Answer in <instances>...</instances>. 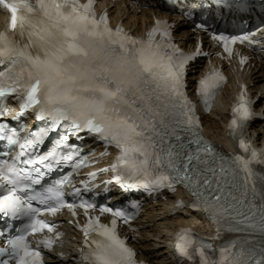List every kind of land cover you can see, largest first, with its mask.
<instances>
[{
    "label": "snow or ice",
    "instance_id": "obj_1",
    "mask_svg": "<svg viewBox=\"0 0 264 264\" xmlns=\"http://www.w3.org/2000/svg\"><path fill=\"white\" fill-rule=\"evenodd\" d=\"M264 7V0H260ZM173 0L172 7H176ZM10 19L0 31V264H45L41 246L51 250L62 233L56 216L67 209L73 217L82 209L83 246L74 264H137V253L119 235V224L129 225L134 215L105 200H89L93 183L102 173L107 194L183 188L190 196L176 207L202 214L222 231L249 232L264 239V148L244 138L246 123L254 117L245 93L232 107L229 135L238 152L225 153L205 137L196 104L188 95V68L206 56L203 42L185 52L173 40L172 25L157 19L142 37L109 22L105 11L97 14L94 0H0ZM253 0H198L194 8H181L195 29L222 46L229 57L237 43L255 45L252 30L229 32L213 20L227 10L243 25ZM264 24V19L261 20ZM264 30L260 25L256 31ZM242 56L240 63L247 62ZM226 77L215 68L198 81L197 93L206 111ZM20 102L12 121L7 100ZM31 111L42 126L21 135V118ZM100 142L112 162L87 179L76 178L90 164L96 150L84 151L88 140ZM16 150L13 154V150ZM69 197L71 199H69ZM131 207L139 205L133 201ZM98 211L100 215L91 213ZM110 215L108 223L102 222ZM19 221L16 227L12 222ZM40 236L39 239L29 237ZM35 245V246H33ZM235 241L217 249L188 228L175 234L174 251L197 264H264V247L255 259ZM61 260L68 264L62 253ZM247 256L248 259H243Z\"/></svg>",
    "mask_w": 264,
    "mask_h": 264
},
{
    "label": "bare ground",
    "instance_id": "obj_2",
    "mask_svg": "<svg viewBox=\"0 0 264 264\" xmlns=\"http://www.w3.org/2000/svg\"><path fill=\"white\" fill-rule=\"evenodd\" d=\"M125 6V5H123ZM122 7V9H124L125 11V7ZM127 8H129V14L133 15V20L134 19H145L146 13L144 11H142L137 17L136 15L138 14L137 9L138 7L134 6L131 3H127L126 4ZM131 18V17H130ZM130 23V21H129ZM182 32H185V27H182ZM262 61H261V66H262ZM263 68L261 67L260 70H258L260 73H257V71L255 72V67L252 69L253 75H255V81H256V85H254V88H256L259 91H263L262 90V86L264 87V78H262V76H264L263 74H261V70ZM245 77V75L243 73H241L240 75H238L237 79H243ZM252 78V77H251ZM250 78V80H251ZM227 86H231L230 89H232L234 87V81L231 82L230 85ZM225 87L224 90L222 91L221 95L218 97L216 103L214 104L213 109L210 111L209 114H206L205 116H203V122L205 123V129L206 132H208L209 135L215 137V138H219L220 134H222L224 132V128H222L220 126V123L222 122L223 118L226 115V109L224 107V102L226 101V99L224 98V91L227 90L228 87ZM228 98V96H227ZM218 111V112H217ZM214 116H218V120H216L215 118H213ZM218 121V122H217ZM263 125V124H262ZM261 125V126H262ZM214 128L215 130H213L212 132H210L209 129ZM255 131H257V129L255 128L252 132V136H254ZM258 138V137H257ZM157 210V212H156ZM150 215H146L147 217L151 215H153L152 221H154L155 226L151 227L152 229L150 230V232H147L145 234L146 240H149V235H152L154 237H157L159 239V242H155V243H161L163 244L161 247L158 246L161 249H156V248H151L147 242L146 244L145 241L142 240V246H141V252L143 253L145 258H148L150 261L156 263V264H176L174 262H172L169 254H168V250L166 249V241L169 239V234L171 233V231L177 226L178 223H180L182 220L180 218H188V217H195V218H200L201 216L197 213L191 215V214H185V213H180L181 216H179V214L177 216H172L170 214V211L166 209V207L164 206V204H161L160 208H153L150 211ZM158 220H161L160 222ZM187 220H192V219H187ZM149 221L147 220L146 223H148ZM159 228V229H158ZM158 229V230H157ZM144 237V236H143ZM144 237V238H145ZM170 259V260H168ZM178 264H187L185 262H180Z\"/></svg>",
    "mask_w": 264,
    "mask_h": 264
},
{
    "label": "rangeland",
    "instance_id": "obj_3",
    "mask_svg": "<svg viewBox=\"0 0 264 264\" xmlns=\"http://www.w3.org/2000/svg\"><path fill=\"white\" fill-rule=\"evenodd\" d=\"M218 112V111H217ZM216 119H217V117L216 116H214Z\"/></svg>",
    "mask_w": 264,
    "mask_h": 264
}]
</instances>
